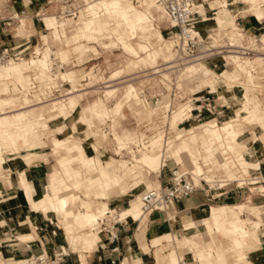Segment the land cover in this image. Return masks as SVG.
I'll return each mask as SVG.
<instances>
[{
    "label": "crops",
    "instance_id": "0c3cea01",
    "mask_svg": "<svg viewBox=\"0 0 264 264\" xmlns=\"http://www.w3.org/2000/svg\"><path fill=\"white\" fill-rule=\"evenodd\" d=\"M119 1L122 3V0ZM208 1H210L209 5L211 10H213L214 15H216L213 18L217 20L216 23L218 24V31L216 34H212L215 41L219 43L222 38L226 37V39L232 43L231 38L229 39V33L233 32L237 35V42L240 43V45L235 44V46L238 48L251 47L250 45H246L242 42L241 38L243 33L239 31V28L235 24L236 21L232 16V10L228 6L229 3H235L238 1L204 0V2ZM243 1L248 7L244 12L250 11L257 15L260 19L264 17V13L261 9H255V6H252L247 0ZM250 1L253 3L256 2V0ZM204 2L200 3L201 12L205 17L212 19L208 17L204 11ZM130 6L133 7V9H129ZM122 7L123 8L120 9L119 13L104 12L100 15L98 12V15L100 19H104L108 23L109 19L102 17L104 14H109L111 19L120 17L132 31L131 33H128L127 30H124L123 32L125 35L121 32L123 36L129 42H131L132 37H134L136 33L138 35V30H140L142 35H140L139 38H142V40L140 39L137 44L138 46H136L138 50L137 55H133L128 52L130 56L136 58H129L124 68L114 71L107 82L121 78V74L125 71V68L130 69L139 63H155L158 55H160L158 54V50H156L155 47L151 46L152 48L149 51L148 49L147 51H142L140 48V45L142 44L147 45L148 48H150V42H146L147 40L143 41V39H145L144 37H146L144 36V31L146 29L151 31L152 29L156 30L159 28L155 34L161 38L163 37L162 33H164L161 28L160 16L159 14L154 13L158 12V10L156 7H153L151 0H142L141 8L146 9H136L131 4H126L125 6L122 4ZM45 8L46 6H44L42 1L39 0L16 1L13 5L16 15L12 16V18L16 19L15 22H17V25L22 22L23 26H26V35H18L19 33L17 32L13 33L15 29L13 28L11 30L8 27V23L11 22L6 21L5 16L0 17V52L5 48L14 47L18 44L29 46L30 48L27 50V53L30 51V55L32 56L29 59L22 57L20 61H17L18 63L22 60L36 58V53L38 50H41L43 55L46 49L48 51L51 49L52 51L53 49L51 47L48 34L42 35V32L45 28L42 20L45 22L47 30H52V39L54 41H60L63 43L67 40L66 43L69 44L70 42H73L72 40L77 41L80 38L98 39L99 36H101V27L99 23L95 22L93 27H89L88 25L89 21H98L99 17L94 18V12L87 11L88 16L82 20V26L77 28L70 37H66L64 36L66 34V20L59 24L56 19L59 17L48 14L47 12L50 8H46V12L44 10ZM81 11L82 10H80V12ZM0 12L3 11L0 10ZM139 13H145L150 17L151 21L139 24L135 23V26L133 27L129 26L125 19L135 21L136 15H139ZM41 16H43V18ZM61 18L64 17L61 15ZM61 18H59V21ZM65 19H67V17H65ZM24 21L26 22V25L23 23ZM241 23L243 22L241 21ZM247 23L248 24L245 26L246 28H244L245 34L264 29V22L260 23L256 21L258 25L250 24L248 21ZM228 24L231 25L230 29L228 28ZM59 25L63 27L64 33H59L57 36L55 31L58 32L57 28ZM19 28L20 27H18L16 30ZM20 31L24 32V28H20ZM205 32L207 31L205 30ZM261 35L262 37L260 41L261 44H263L261 48L264 49V34L262 33ZM40 36H42L44 40L43 45H46L43 50L38 47V44L41 43ZM254 36H256V33ZM171 42L172 43L167 46V49L169 50L173 47V45H175L173 43L174 40ZM34 45L37 46H35L33 49ZM71 50L79 51L81 54H84L89 49L83 50L81 45L74 42L72 49L59 47L57 51L53 50L54 55L52 56V59H58L60 64H55L54 68L51 67L50 64L49 69L47 70L38 67L30 70L29 80L25 75V71L28 69H24L22 62L20 64L21 69H16L12 66V64L8 67L0 68L1 80L6 82L8 81V83L5 82L3 87H0V91L2 92L1 95L9 97L8 99H0V262H2V264H40L37 262L39 255L44 253L45 255L52 257L54 250L61 246L64 247L69 253L65 257L63 264H115L116 262L121 261V259L124 260V263L127 262L128 264H172L174 258H183L185 253H187V250L185 249H188V252L192 254L195 262H201L202 264H213L207 260L199 261L196 259L195 253L198 250L203 249L206 251L212 250L213 253L217 255V252L221 247L216 245L212 236L205 229H186V226L190 225L189 222H197L199 219L204 218L208 214V206H212L211 203L215 202L209 201L205 192L202 190L196 191L189 197L178 199L175 202L173 208V210H175V214L170 212L167 218L163 217L161 213L154 212L148 215V217L146 216V218L143 217L140 221H127V224L121 225L119 252L111 251V246L105 243V235H103L99 229H94L92 227V229L90 227L81 228V226L76 223L73 214H77L80 211L95 212L94 208L92 209V204L96 209H98L97 212L110 209L111 207L109 206L108 200L113 195H128V193L133 189V185L127 181L131 175L138 176L134 180V186H139L142 183H144L148 189L156 187L157 185L159 186V182L152 181L144 177L141 171H137V167L145 168L148 173H159L161 172L163 166L161 169H157L158 171L148 167L142 162L145 153L139 157H136V159L133 158V155L131 159H122L118 160V162H115L114 160L103 162L99 157L88 155L86 153L83 141L75 137L73 133L64 138L52 135V149L56 155L58 165L55 166L54 169H50L51 166L49 165V161L43 160V158L45 159V153L43 154L41 151L35 152L33 150L46 146L44 136L49 131L48 118H54L60 115H70L81 104L82 97L86 93L84 91L77 92L81 89H75L74 91L69 90L65 93H62L60 96L47 99V96L49 95L47 94L46 89H44V91L41 90L43 97L39 94H35L34 96H36L38 102L35 104H30L28 94L32 91H35L34 89L37 87V81L40 83V87H53V81L55 80L54 76L58 75L55 71L57 66L60 65V69L65 71H61V79L72 82L74 74L77 76L74 70H68L65 68V65L69 66L70 64L74 63V59L69 57ZM236 51L239 52L241 56H243L242 58H247L252 65V70L250 71L251 77H253L252 83L249 82L250 79L238 69L236 62L233 61L234 59L227 58L229 56L231 57V55H223L222 58L224 61H226V63L233 65L234 70L227 68L224 69L222 73L216 74L215 71H217L218 65H214L212 70L206 62V64L204 63L202 65V67L206 68L202 72L193 71L187 74L190 78H197L195 74L199 73L198 78H201L204 83H207V86L211 88L212 91H215L217 87L216 85L221 82L223 84L230 82L228 85L231 86L227 87H232V83H239L242 85V89L237 88L239 93L243 91L241 97L242 104L236 106L234 112H227V119L224 120L223 123H227L235 116L242 120V122L251 123L249 125L251 127L255 125V122L261 121L259 125L253 126V128H249L245 132L243 130L240 131V137L237 144L235 145V151L241 154L245 160L249 159L248 161L252 164L260 165L262 172L264 173V143H262V141L264 142V127L262 125V122H264V105H262L253 95V92L255 93L257 90H259V87H261L259 79L257 80L255 76L256 64H259L257 63L259 61L256 60L261 59V61H263L264 57L258 56L256 59H252V55H246L240 50ZM41 58L46 59L45 57ZM52 59L51 61L53 63ZM263 63L264 62H262L260 65H264ZM42 70H45V73H43ZM15 76H17L18 81L21 83L30 81V87H17V92L15 87H11L7 92L6 89L9 87L11 82L16 84L17 79ZM241 76L244 78L245 82L240 81ZM43 77L45 79H42ZM263 78L264 77H262V79ZM9 80H11V82H9ZM118 83L120 82L113 83L115 86L110 84L106 86L112 87L104 90L106 92H111L114 89V92H111L112 94L110 93L109 95L107 93L108 96H111L118 91L120 88L116 86ZM18 85L20 84L18 83ZM132 90L137 92L134 84L129 83L125 93L123 94L124 97H122L112 109L105 105L104 100L101 97L95 99L93 102L87 105L82 106V113L80 117L81 120L89 121L88 114L96 115L98 117H107L111 111L116 114L120 113L124 105L118 109V104L123 101V99L128 96ZM226 92L228 95L227 97L230 100H239V96H237L232 89H226ZM21 93L24 94L23 98L20 96ZM10 94L18 97L20 101L25 102L26 105H22L20 108L15 110L5 111L4 109L6 106L13 103L14 97ZM125 103L130 102L125 101ZM55 106H59V109H55ZM39 107L41 108L40 110H38ZM250 110H253L252 112L255 110L254 114L251 113ZM24 112H28L29 114V117L24 121H26L31 127L35 137V139H31V142L33 143L30 142V145H28L26 142V144L24 143L20 129L15 124L10 123V121L12 122L15 117L14 114ZM55 112H57L56 115H54ZM35 113H39L36 119L29 120L31 115H34ZM68 121L69 119L66 117L65 125L67 128H70L72 131L74 129L75 131V125L73 127L72 123L71 126H69ZM38 125L41 126L39 127L41 128L39 130L40 132L36 130ZM180 125L181 124L177 123L174 126L173 129L175 130L174 132H176L174 137L177 135H182V138L179 139V142H174V140H177L176 138L174 140H167L170 145L173 144L172 147L169 148V150L172 149V151L170 152L168 150V154L175 158L177 163L182 164L183 167H188L186 164L187 161L190 166L189 168L195 171L198 167H202L203 169V167L205 168L206 166H208L207 170L211 171L212 173L213 169L219 171V158L217 154H214L217 150L211 143L210 137L208 138L199 136L197 131L201 130L200 125H196L188 129H184ZM63 128V126H59L57 131L61 132ZM59 129H61V131H59ZM39 133L41 136H39ZM219 133H221L223 136L225 135V133L221 130ZM132 135L133 132L129 130L123 132L122 134L117 132L114 133L115 139L119 146V151H122L124 148L128 147V143L130 142ZM157 136H159V133ZM237 136L232 140L230 139V142H228L230 144H228L229 146L233 147L232 141H236ZM10 137H14L15 139L10 140ZM211 137L212 139L216 140V142L225 141V136L224 138H217V136L214 138L211 134ZM194 138L198 140L196 144H194ZM220 139L221 141H219ZM151 140H153V138ZM186 140H189V147L186 142H184L181 146H177ZM14 141H16L18 144H14ZM67 143L68 146L60 148L59 152L55 150ZM13 144L17 145V148L13 147ZM160 144L157 145L155 150H160L162 146ZM38 154L42 156L39 159L36 158ZM6 155L15 156L11 157ZM18 157H20V159H18ZM76 162H78L77 166H75ZM48 176L49 181H47ZM67 176L71 177L72 179L66 180ZM165 180L166 179L162 177V182ZM69 182L72 183V186L69 184ZM76 190H82L84 193V198H82V196H80ZM238 195H240V193H238ZM141 196L142 195L138 194L135 197L128 198L127 205H129L132 199L140 200ZM63 197L68 200L67 209L73 213L72 215H69L64 211L54 210V208L51 207L52 203H58L59 198ZM95 199H101V204L97 205ZM223 199L229 200L228 195L224 196ZM253 199L254 195H247L246 201H241L239 203L254 204L258 208V212L246 211L255 217L254 219L251 218L253 221L250 223H255L257 221L256 218L258 217L260 220L264 221V210L262 209L263 206H261V204H256ZM78 201L80 202V205L77 210H74L72 205L76 204ZM225 205H227L226 207L235 206L228 204ZM44 208L47 209V211H45ZM111 209L119 213L120 210H123L122 208L119 210L113 208ZM243 214L241 216L245 218ZM245 219L250 220V217ZM174 220L175 223L184 221L182 225V232L173 230L172 223ZM192 224L194 223H191V225ZM101 235H103V240ZM205 236H208V238L206 239ZM171 243L173 246H171ZM259 245H261V248ZM229 246L230 245L228 243L225 245V259L221 260V262L218 264H232L231 262L227 261L229 254L231 253H233L231 255H235L237 257L238 261L254 263V261H250L248 259V254L249 252L257 250H260L261 255H259V257L254 260L257 264H264V259H260V256H263L264 258V242L261 240L260 229L258 233V241H254L252 245H247L244 247L245 252L243 251V255L240 254V251L236 250L235 248H228ZM153 248L154 250H152ZM190 262L195 264L192 261Z\"/></svg>",
    "mask_w": 264,
    "mask_h": 264
},
{
    "label": "rangeland",
    "instance_id": "374dc122",
    "mask_svg": "<svg viewBox=\"0 0 264 264\" xmlns=\"http://www.w3.org/2000/svg\"><path fill=\"white\" fill-rule=\"evenodd\" d=\"M16 1H19V0H0V10L3 11V12H0V17L5 16L6 21L11 22V23H8L9 24L8 27L11 30L13 28L15 29V31H13V33L17 32V33H19L18 35H26V32H25L26 26H23L22 22H20V24L17 25V22H15L16 19L12 18V16L16 15L15 10L13 9V5ZM39 1H42V3L44 4V6H46V8H50L47 12L48 14L55 15V16L61 18L62 13L67 12L65 14H66V17L68 20L65 18H62L60 21H58V23L60 24L62 21L66 20V24H65L66 34L64 35L66 37L67 36L70 37L76 31L77 28L82 26V20L84 18H87V16H88V12H87L86 8L89 6V2H91L90 0H39ZM92 1H94V0H92ZM236 1H238L239 3L234 4L233 6H229V8L232 10L233 18L236 20L237 17H235V15L238 14L239 12H241L239 14V16H241V15L247 16V14H248V16L245 18L246 22L248 21L250 24L258 25L256 23L254 16L249 15L252 12L242 11V10H245L248 8L247 5L244 6V4L241 3L243 0H236ZM247 1L250 2V0H247ZM259 1L260 0H256L255 3H258ZM87 2H88V6H87ZM209 2L210 1L204 2L205 3L204 11L206 12L207 16L212 18V19H207V21L205 22L207 24V27L204 26L202 23H199V26H202L203 29H211L214 31L212 33L216 34V32L218 31V24L216 23L217 20L215 18H213L216 15H214L213 10H211ZM122 4H123V6H125L126 4H129V5L131 4L136 9L137 8L138 9L139 8L140 9H146V8H141L142 0H122ZM254 6H255V4H254ZM46 8L44 9L45 12L47 11ZM254 8L256 9V8H258V6L256 5ZM88 9L91 10L90 8H88ZM80 10H82V11L80 12ZM94 10L95 11L99 10L100 15L104 12L112 13V12H108L105 9L103 10V8L98 9V7H97V9L96 8L92 9V11H94ZM154 13L159 14V16H160L161 28L164 31V33H162L163 37L161 38L155 34V32L157 30H159V28H157L156 30L152 29L151 31L146 29L144 31L145 32L144 36H146V37H144L145 39H143V41L147 40L146 42H148V41L150 42V44H149L150 49L152 47H155L156 50H158V54H160V55H158L155 63L154 62L152 63L150 61L151 64L150 63H145V64L139 63L138 65L133 66L130 69L125 68V71L121 74V78L114 80V81H108V82H107V80L110 79L111 74L118 69L124 68V66L126 65V63L129 60V58H136V57L130 56L128 54V52L130 51L129 53H131V54L133 53V55H137L138 53H135L134 51L131 52L132 50L128 49L129 47L127 48L126 45L134 44L135 46H138L137 45L138 41H140V39L142 40V38H139V36L142 35L140 30H138V35L136 33L135 36L132 37V39H131L132 43H131L125 37L123 39V38H121L120 35H118V34H122V33L125 35V33L123 32L124 30H127L128 33L129 32L131 33L132 31H131L130 27H128L122 21V19L120 17H116V18L111 19L109 17L110 16L109 14H104V16H102V17L109 19V23L107 21H105L104 19H100V17H99L98 21H92L93 24L91 26H89V27H93L95 22L100 24L101 36H99L98 39L80 38L77 41L72 40L73 42H70L69 44H67L66 43L67 40L64 41L63 43L60 41H54L52 39L53 38L52 37V30H47L46 26L44 24L45 22L42 20L43 25L45 26V28L42 32V35L48 34L50 42H51V47L54 51H57L59 47L72 49V47L74 46V42L81 45L83 50L89 49L84 54H81L79 51L71 50L69 57L74 59V63L70 64L69 66L65 65V68L68 70H74L76 72L77 76H75V74H74L72 82L60 78L61 71H64V70H61L60 65H59L55 69L56 74H58V75L54 76L55 80L53 81V87H49V88L40 87V83L37 81L36 82L37 87L34 89L35 91H32L31 93L28 94V97L30 99V104H35L36 102H38V100L36 99V96H34V95L39 94L40 96L43 97V94H41V90L44 91V89H46L47 94L49 95V96H47V99H51V98H54L56 96H60L62 93H65L69 90L74 91L75 89H81L77 92H81V91L86 92L82 97L81 104L70 115H68V116L60 115V116H56L54 118H48V116H47L49 131L44 136V140L46 141V146L42 147V148H36L33 150L35 152L41 151V152H43V154L45 153V155H44L45 159L43 158V160L49 161V163H50L49 165L51 166L50 169H54L55 166H58L57 160H56V155L52 149V142H51L52 135H56L57 137L64 138V137L69 136L71 133H73L75 137H77L83 141L86 153L88 155L94 156V157H99L103 162H106L108 160H114L115 162H118V160H122V159H131L133 157V155H134L133 158L136 159V157L141 156L143 153H149V154L159 153V151H157V150L147 151L144 148V146L149 144V141H155L158 144L162 143V140H159L160 136H162V135L157 136L153 140H149L148 143H145L146 139H144V137H146L149 134L152 135V133H157V130L161 125V123L158 122V117L160 116L159 114H161V113H159L160 108H161L159 105L151 106V108H149L147 106H143L142 104H140L141 100L139 98H137L136 96H132L130 99L123 100V101H121V103L118 104V106H117L118 109H120L124 105V107L120 113L116 114L113 111H111L107 117H100V116L98 117L96 115L88 114L89 121H83L80 118L81 113H82V106L87 105V104L93 102L95 99L100 98V97L104 100V103L108 108H110V109L114 108L116 103L123 97V94L125 93L127 85L129 83L134 84L137 91L141 87H144V86H146V87L149 86L151 88L159 87V76L154 74V73H155V70H157L159 68V65L165 64L166 62H168L172 58V52H174V45L170 50L167 49V46L170 43H172L171 41L174 40L177 29L172 26L171 22L166 18V16L164 15V13L162 11H158V12H154ZM41 17L43 18V16H41ZM23 23L26 25L25 21ZM135 23L139 24L138 14L136 15V19L134 21V24ZM235 24L237 25V22H235ZM230 26L231 25L228 24L229 29L231 28ZM18 27H20L21 29L24 28V32H21L20 28L18 30H16ZM104 27L106 29H104ZM57 29H58V32L55 31V34L57 36L59 35V33H62V34L64 33L63 27L61 25H59V27ZM239 31L241 33H243V36L241 38L242 42L246 45H250L252 48L255 49V52L252 53V59H256V57H258V56L264 57V49L261 48V46H263V44H261V41H260V39L262 37L261 34L262 33L264 34V29H261L260 31H252V33H248V34H245L240 29H239ZM255 33H256V36H254ZM205 34H206V32L204 33V35ZM117 35H118V37H117ZM110 36H111V38H110ZM249 36H251V37H249ZM230 38L232 40L231 41L232 43H234L236 45H240V43L237 42L238 38H237V35L235 33H233V32L229 33V39ZM40 40H41V43L38 44L39 45L38 47H40L43 50L46 47V45H43L44 40H43L42 36H40ZM225 41H226V37L222 38L219 41V43L216 42L215 44L219 45L220 43H224ZM125 43H127V44H125ZM173 43L175 44V40ZM124 44H125L127 50L125 49ZM35 46H37V45H34L33 49L35 48ZM53 50H52V52H53ZM151 51H153V50H151ZM50 54H51V51H48L46 49L44 52V57L46 58ZM233 54H235V53L230 51V53L226 52L223 55H233ZM31 56L32 55H30V51H29L28 53L27 52L24 53L23 57L25 59H29ZM39 58H41V57H39ZM227 58L232 59V57H230V56ZM200 61H202L205 64L207 62L208 66L212 70L214 68V65H218L217 71L214 70L216 72V74L222 73L224 71V69H227V68L234 70L233 65L226 63V61H224V59L222 57L205 58V59H202ZM256 61H259V62H257L259 64H256L255 76H256L257 80L259 79L261 87H259V90H257L255 93L253 92V95L257 98V100L262 105H264V78L262 79V77H264V65H260L262 62H264V59H263V61H261V59H257ZM21 62H18L16 64H15V62H12V63H14L12 65L16 69H21L20 68ZM53 63H50V64H51V67L54 68L55 64H60V61L58 59H55V60H53ZM248 63H249V65H248ZM238 64H240V65L238 66ZM73 65H74V67H73ZM236 65H237L238 69L242 73H244L247 76V78L250 79L249 82L252 83L253 77H251V76L249 77V75H250L249 72L252 70V67H251L252 65L250 64L248 59L247 58H241L236 63ZM189 66H190V64L186 65L184 73L179 78V84L183 88L184 93L187 95V94L194 93L197 91L206 92V90L209 89V87L207 86L208 84L204 83L201 78L200 79L198 78L199 73L195 74V76H197V78L188 77V74L190 72H193V71L202 72L206 68H204L202 66H200V67L198 66L195 69H191ZM241 66H243V68ZM35 68L36 67L33 66L30 69H28L27 71H25V75L27 76L28 80H29V71L32 69H35ZM38 68H40V67H38ZM48 69H49V67H48ZM45 70H47V69H45ZM44 71H43V73H45ZM244 71H246V72H244ZM0 73H1V70H0ZM209 77H211V76H209ZM12 78H14V77H12ZM15 78L17 79L16 84L11 82V80H9V82H11V83H10L9 87H7V89H6L7 92L9 91V89L11 87H15L16 92L18 91L17 87H21V86L22 87H30V83H29L30 81L21 83L18 81L17 76H15ZM240 78H241L240 81L245 82V80L242 76ZM42 79H45V78L43 77ZM5 82L6 81L1 80V76H0V87H3ZM117 82H120L116 85L117 87H120V88L118 89V91L116 93H114L111 96H108L107 92L104 90H107V89L112 88V87H106V86L108 84L113 85V83H117ZM6 83H8V81ZM18 83L20 85H18ZM228 84H230V82L229 83L226 82L225 84H223L221 82V83L217 84L216 85L217 87L215 90L216 93L220 97L225 96L226 98H228L227 97L228 91L226 92V89L227 90L232 89L234 91V93L237 96H239L238 97L239 100L234 99V100H232V102L235 103L234 104L235 106L241 105L242 104V102H241L242 98L241 97H242L243 91H241V93H239L237 91V88L234 90L232 87H227V86H231ZM232 85H233V83H232ZM113 86H115V85H113ZM1 93L2 92L0 91V99H8L9 98L5 95H1ZM12 94H10V95L14 97L13 103L6 106V108L4 109L5 111L15 110V109L20 108L22 105H26L25 102H21L18 97L14 96ZM23 95H24L23 93L20 94V96H22V98H23ZM139 97H140V95H139ZM125 101H129L130 103H125ZM0 107H1V105H0ZM54 108L59 109V106H57V107L55 106ZM40 109L41 108L39 107L38 110H40ZM146 111H150L149 113L152 114V116H149ZM18 112H23V111H18ZM143 112H145V113H143ZM250 112H252V110H250ZM254 112H255V110H254ZM56 114H57V112L54 113V115H56ZM38 115H39V113H35L34 115H31L29 120H35ZM18 116L19 117H17V121H18L17 123H18V125L19 124H21V125H19V126L16 125V126L19 129H21L20 130L21 135L26 134V132L29 130L28 133H30V134L27 136L30 138L29 142H28V143H30L31 139H35V137L33 135V130L31 129V127L29 125H27L28 124L27 122L24 121L26 118L29 117V114H28V112H24V113H19ZM66 117H68V119H69V121H68L69 126H71L72 123H73V127L75 125V127H76L75 131H74V129L72 131L70 128H67V126L65 125V118ZM11 119H13V118H11ZM147 119H148L147 122H149V123L145 122ZM170 119H171V117H170ZM226 119L227 118H225L224 120H226ZM19 120L22 123H20ZM250 124L251 123L241 122V124H239V128H241L245 132L247 129L253 128V126L259 125L260 122H255V125H253L252 127L249 126ZM25 125H27V127ZM196 125H199V123L198 122H194L192 124L185 123L183 125L181 124L180 126L184 129H188V128H192ZM59 126L64 127L62 129V131H61V129H59V131H61V132L57 131V128ZM23 127H26V129L22 130ZM39 127H41V126L38 125V127L36 129L38 132H40L39 130L41 129ZM200 129L201 130L197 131L200 137H208L209 138L211 136V133L209 131H205L203 128H200ZM128 130L133 132L132 138H131L130 142L128 143V147L124 148L122 151H119V146H118V143L115 139L114 133L117 132L119 134H122L123 132L128 131ZM175 135H176V132L171 133V135L166 139L167 140H169V139L174 140ZM39 136H41L40 133H39ZM217 138H220V137H217ZM12 139H15V138L10 137V140H12ZM179 141L180 140H178V141L174 140V142H179ZM197 141L198 140H196L194 138V142H195L194 144H196ZM225 141L229 142L230 138L226 139ZM184 142H186L188 147H189V145H190L189 140L183 141L182 143H180L177 146L183 145ZM262 143H264V142L262 141ZM12 146L17 148V145L13 144ZM67 146H68V143L61 146V147H58L55 150H57L59 152L60 148L67 147ZM222 147L223 146L218 145V148L221 149ZM233 149H235V145H233ZM118 151H119V153H118ZM169 151L171 152L172 149H170ZM218 154H219V152H218ZM6 156L14 157L15 155H6ZM40 157H42V156L40 154H38L36 158L39 159ZM18 159H20V157H18ZM166 163H167V166L163 167L161 172H159V173H155V172L148 173V171L145 168H141V167H137V171H141V173L143 174L144 177H146L152 181L159 182V184H161L162 177L165 179H168L170 177V168L175 167L177 162H176L175 158L168 157ZM186 164L188 165V167H190L187 161H186ZM77 165H78V162L75 163V166H77ZM178 167L183 168L182 164H179V163H178ZM185 167H187V166H185ZM183 169H187V168H183ZM207 169H208V166L205 167L206 171H207ZM206 171L204 173V178L207 179V176H209V174H207ZM213 173L220 174L221 171L219 172V171H216L215 169H213ZM49 176H50V174H49ZM49 176L47 177V181H49ZM136 177H138V176L131 175L127 179L128 183L133 185L132 186L133 189L128 193V195L117 196V194H115L108 200L109 206L111 208L116 209V210H119L122 208L123 209L122 211H129V212H141L139 199H132L131 202L129 203V205H127V199L128 198L135 197L138 194L142 195L148 189V188H146V185L144 183L140 184L139 186H134V182H135L134 180L136 179ZM70 179H72V178L69 176L66 177V180H70ZM70 182H69V184L72 186V183H70ZM156 187H158V185ZM76 192L80 196H82V198H84V193L82 190H76ZM250 193L251 192H249L246 189V190L242 191L240 193V195H238V193L235 191V189H231V187H230L229 191H228L229 200H218V201L212 202L211 204L214 207L215 206H227L225 204L235 205V206L236 205H244L245 206V208L243 210L244 214L243 213L242 214L245 218L250 217V220H248V221L252 222L253 221L252 219H254L255 217L246 211L258 212V210H252V209L250 210V207H252L254 204L239 203L241 201H246V197ZM253 200L256 204H264V198L258 196L257 193L254 195ZM95 202L97 205H100L101 199H95ZM220 204H224V205H220ZM79 205H80V202L78 201V202H76V204L72 205V208L74 210H77ZM234 207H229V209L233 210ZM93 208H94L95 212L98 211V209H96L95 206L92 204V209ZM262 209L264 210V207ZM86 210H87V207H86ZM99 211H100V209H99ZM105 211L106 210H103L102 212H105ZM120 212H121V210H120ZM171 212L173 214H175V210H173ZM231 214H233V213H231ZM231 214H230V216H231ZM208 215H209V213L206 216H208ZM224 215L226 217H230V216H228V214H224ZM147 217H148V215H147ZM145 218H146V216H145ZM189 219H192V218H189ZM194 219H196V218H194ZM183 223H184V221L175 223V220H174V222L172 223L173 230L178 231V232H182ZM189 223H192V222H189ZM209 226H210L209 222H200L198 224H192L189 226L187 225L186 229L191 230V228L193 229L195 227L197 229H200V230L205 229L212 236L216 245L219 246L221 243L220 237L218 235H216L214 230L209 229ZM262 227H264V225H262ZM262 227L260 229V236H261L262 242H264V236H263L264 232H263ZM257 229L258 230H256V229L255 230L257 233V237H258L259 228H257ZM89 231H90V229H89ZM101 237L103 240L104 239L103 235H101ZM205 238L207 239L208 236H205ZM171 246H173V244ZM246 246L247 245H245V247ZM259 246L261 248V245H259ZM152 250H154V248ZM185 250H187V253H185L183 258H185L189 261H192L195 264L196 263L202 264L201 262H195L192 254L190 252H188V249H185ZM231 254H233V253H231ZM231 254H229L227 261L231 262L232 264H236V263L237 264H257L254 259H257L259 257V255H261L260 250L249 252L248 259L250 261L251 260L254 261V263H247L244 261H238L237 257L235 255H231ZM178 259L179 258H174L172 261V264H176L175 261H177ZM260 259H264L263 256H260ZM0 264H2V262H0ZM33 264H36V263H33ZM125 264H128V263L125 262Z\"/></svg>",
    "mask_w": 264,
    "mask_h": 264
},
{
    "label": "built area",
    "instance_id": "2783aa9c",
    "mask_svg": "<svg viewBox=\"0 0 264 264\" xmlns=\"http://www.w3.org/2000/svg\"><path fill=\"white\" fill-rule=\"evenodd\" d=\"M166 18L171 22L172 26L177 29L175 34L174 55L165 64L159 65L155 70L159 76V87H141L138 93L141 97L143 106L151 107L159 105L160 116L158 122L161 123L157 133H152L144 137L145 143H148L151 138H154L161 133L164 138H168L171 133H174L170 128L169 118L173 111L178 109L183 104H188L190 109L187 116L180 124L194 122L205 123L207 121L216 120L222 123L227 117V112L235 111V103L229 98L220 97L216 91L211 88L206 92L197 91L190 94H185L183 88L179 84V78L184 73L186 65L194 59H198L204 54L205 58L222 57L223 54L230 51L240 50L246 55H252L255 49L252 47L238 48L230 43L227 39L224 43L216 45V41L212 36L211 29H203L199 26L205 23L207 17L200 11V3L204 0H156ZM239 2L229 3L228 6H233ZM246 5L245 2H241ZM264 13V2L259 4ZM245 11V10H242ZM241 12L236 14L237 27L244 32L246 28L245 18L248 16H239ZM257 22H264V17L260 19L257 15L251 13ZM241 21L243 23H241ZM245 22V23H244ZM45 24V23H44ZM46 26V24H45ZM47 29V27H46ZM206 34L204 35V32ZM29 46L18 44L14 47L5 48L0 52V63L7 64L11 60H19L24 56V53L29 50ZM33 53V51H32ZM201 59V60H202ZM255 73V71H254ZM241 80V79H240ZM232 88L242 89L239 83L233 84ZM159 110V109H158ZM152 120V119H151ZM148 119L145 121L147 122ZM149 123V122H147ZM150 143V141H149ZM149 145V144H148ZM247 152V151H246ZM245 152V154H246ZM223 161L228 164V168L219 170L220 174H216L214 181H208L201 175V179L197 182L194 175L188 171L178 167L170 168V177L162 182L158 187L147 189L142 194V211L145 215H150L154 212L161 213L163 217H168L173 210L175 202L178 199L189 197L196 191L202 190L205 192L209 201L224 200V196L228 195L229 188L235 189L237 193L244 190L252 191V188L258 196L264 198V173L261 166L250 163L249 166L240 163V160L232 156L229 152L219 153ZM247 155V154H246ZM167 160H164L163 167L167 166ZM226 171V172H224ZM264 207V204H261ZM127 224V221L120 219L117 213L109 210L104 217L100 219V230L106 237V244L111 246L112 252H119L120 249V227ZM264 232V227H263ZM68 251L64 247H59L54 250L52 257L44 253L39 255L37 262L40 264H63ZM179 264H192L187 259H181Z\"/></svg>",
    "mask_w": 264,
    "mask_h": 264
},
{
    "label": "bare ground",
    "instance_id": "6f19581e",
    "mask_svg": "<svg viewBox=\"0 0 264 264\" xmlns=\"http://www.w3.org/2000/svg\"><path fill=\"white\" fill-rule=\"evenodd\" d=\"M88 2H87V6H88ZM151 2L153 3V7L154 8L156 7V9L158 11H162V9L159 6V4L157 3V1L155 3L154 0H151ZM261 2H264V0H260L258 3H253V2L250 1V3H251L252 6H254V4H255V6L257 5L259 9H261L259 7V4ZM97 7H98V9L99 8H103V10L105 9L108 12L119 13L120 12V9H122V3L119 0H94V1L89 2V6L86 9H87V11L94 12V14H95L94 18H98L99 17V15H98L99 10L98 11H95V10L92 11V9H94V8L97 9ZM88 8H90L91 10H89ZM129 9H133V7L130 6ZM200 11H201V4H200ZM65 13H67V12H63L62 13V17H64V18L66 17V14ZM56 19H57V21H59V18H56ZM138 20H139V23L151 21L150 20V17L147 16L145 13H139ZM125 21L127 22V24L129 26H131V27L135 26L133 20H127V19H125ZM92 24H93V22H90V21L88 22V25L89 26H91ZM104 29H106V28L104 27ZM118 35H120L121 38L124 39V36L122 34H118ZM110 38H111V36H110ZM125 44H127V43H125ZM125 44H124V46H125ZM233 45H235V44H233ZM126 46H127V48L129 47L128 49L132 50L131 52H133V51L135 53L138 52L136 46H134L133 44L126 45ZM126 46H125V49L127 50ZM140 48H141L142 51H147V49H148V51L150 50V48H148V46L147 45H144V44L140 45ZM49 51H51V49H49ZM38 52L36 53V56H37L36 58L37 59L36 58H33V59H30V60H22V65H23L24 69H30L33 66L34 67H40L42 69H48L50 63H52L51 59H52V56L54 55L53 52L51 51V54L48 55L46 57V59L39 58V57H44V55H43V53H42L41 50L40 51L38 50ZM231 52L235 53V54L231 55V57L234 59L233 61L236 62V63L243 57L236 50L231 51ZM173 55H174V52H172V56ZM205 56H206V54H204L203 56H201L198 59H194L191 62H189L188 63V64H190L189 67L190 68H196L198 66L199 67L202 66L204 63L202 61H200V60L203 57H205ZM17 61H20V59L19 60H11L7 64L0 63V68H2V67H8L11 64H14L12 62H15V64H16ZM239 65L240 64H238V66ZM248 65H249V63H248ZM241 67L243 68V66H241ZM244 72H246V71H244ZM249 74H250L249 76H251V73L250 72H249ZM111 92H114V89ZM111 92H107V93L110 95ZM132 96H136L137 98H139L141 100V97H139L138 91L136 92L134 90H132L129 93V95L126 96L123 100L130 99ZM149 108H151V107H149ZM189 109H190V106L186 103V104H183L180 108H178L175 111H173V113L171 115V119L169 118L170 128L173 131H175L173 129L174 126L177 123L180 124L181 121H183V119L187 116ZM150 111H146V112L148 113L149 116H152V114L149 113ZM143 113H145V112H143ZM251 113L254 114V112H251ZM14 115H15V117H14V119H13L12 122L10 121V123H13L15 125H18V123H17L18 122L17 121V117H19L18 116L19 114H14ZM228 122H230V123H228ZM228 122H227L228 124L227 123H223V122L222 123H218V121L212 120V121H207L205 123H200L199 125L205 131H209L213 135L214 138L216 136L217 137H220V138H224V136H225V140L226 139H229V138L232 140V139H234L238 135L237 138H236V141H232V146H233V145H236L237 142H238V140H239L240 131L242 130L241 128H239V124H241L242 120H240L239 118H237L235 116L234 118H231ZM20 123H22V122L20 121ZM19 125H21V124H19ZM27 125H25V126L27 127ZM262 125L264 127V122H262ZM26 127H23L22 130L23 129H26ZM220 130L225 133L224 136L221 133H219ZM28 131L26 132V134H23L22 133L23 134L22 135V139H24V143L25 142L26 143L29 142V139L30 138L27 135H29L30 133H28ZM159 135H162V134L159 133ZM175 138L177 140H179L180 138H182V135H177ZM153 139H155V138H153ZM159 140H162V143L160 144L162 146H161V148L159 150V153H156V154L155 153H151V154L145 153L144 156H143V159H142V162L144 164L146 163V165L148 167H150L151 169H153V170L161 169L162 166L164 165V160H167L168 157H172V156H170L168 154V150H169L170 147H172L173 144L170 145L168 143L167 139L164 138L163 136H160V139ZM210 141L214 145V148H216V150H217L214 154H217V156L219 158L218 165L220 167V170L225 169V168H228V164H226L223 161L222 157L218 154V152L219 153L220 152L221 153L222 152L223 153L229 152L232 156L238 158L240 160V163L245 164L246 166H249L250 165L251 162H249L248 160H245L243 158V156L241 154H239L238 152H235V149L236 148L233 149V147L229 146L230 144L228 142H226V141H224V142H216V140L212 139L211 136H210ZM219 141H221V139ZM31 143H33V142H31ZM14 144H18V143L16 141H14ZM217 144L220 145V146H223V147L220 149V148H218V145ZM28 145H30V144L28 143ZM157 145H158L157 142L150 141L149 145L144 146V148L147 151H153V150H155V148H157ZM180 168H182V167H180ZM183 168H187V169H183ZM183 168H182L183 170H189L194 175V177L197 180V182L201 179V175L204 174L205 171H206L204 167H203V169H202V167H200V168L198 167L196 171L190 169L189 167H183ZM206 172H207V174H209V176H207V180L208 181H214V177H216V174L215 173H212L209 170H207ZM224 172H226V171H224ZM255 194H256L255 193V190L252 188V191H251V193L249 195H255ZM139 203H140V211L141 212L121 211L119 213V212L114 211L112 209H107L105 212L100 211V212L96 213V212H91V211H80L77 214H73V213H71L70 210L67 209L68 200L65 197H63V198H59L58 203H52L51 207L54 208V210H57V211L67 212L69 215H72L73 214V217H74L76 223L78 225H80L81 228H83V227H90L91 228L92 227L94 229H99L100 230V219L102 217H104L109 210H112L113 212L117 213L118 216L120 217V219H122L124 221H140L143 217L147 216V214L145 215V213H143V211H142V207H141V204H142V196L140 197ZM244 208H245L244 205H236L233 210H230L229 207H226V206H215V207L214 206H208L207 212L209 213V215L206 216V217H204V218H202V219H199L197 222H192L194 224H198L200 222H209V225H210L209 226V229L214 230L215 233H216V235H218L220 237V241H221V243L219 245L221 248L217 252V255L214 254L212 250L206 251V250L201 249V250H198L195 253L196 259H198L199 261H204V260L206 261L207 260V261L212 262L213 264H218V263L221 262V260H224L225 259L224 251H225V245L227 243L230 245L228 248H230V249L231 248L232 249L235 248L236 250L240 251V254L243 255V251H244L245 245H248V244L249 245H252L254 241H258V237H257L256 230H258L257 228L261 229L262 225H264V221L260 220L259 217H258V218H256L257 221L255 223H253V224L250 223L247 219H245V218H243L241 216L242 213H243ZM251 209L252 210H258V208L255 205L252 206V207H250V210ZM45 211H47V209H45ZM231 213H233V214H231ZM224 214H228V216H230V214H231V216L230 217H226ZM258 214H257V216H258ZM189 224L191 225V223H189ZM182 259H184V258H182ZM180 261H181V258H179L177 261H175V263L176 264H179ZM116 263L117 264H125L124 263V260L118 261ZM26 264H30V263H26Z\"/></svg>",
    "mask_w": 264,
    "mask_h": 264
}]
</instances>
